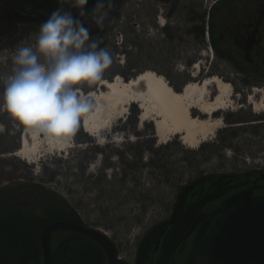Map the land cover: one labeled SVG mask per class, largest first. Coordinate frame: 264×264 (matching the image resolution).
I'll return each mask as SVG.
<instances>
[{
	"label": "rangeland",
	"instance_id": "1",
	"mask_svg": "<svg viewBox=\"0 0 264 264\" xmlns=\"http://www.w3.org/2000/svg\"><path fill=\"white\" fill-rule=\"evenodd\" d=\"M213 16L214 21L209 13H200V24L204 17L206 29L204 37L198 40L196 61L202 64L194 78L192 64L186 68L185 59L172 60L163 51L167 46L160 22H165L163 14L154 20L148 12L137 8L122 9L107 39L106 49L112 54L113 63L102 79L112 80L121 74L129 80L144 70L154 69L182 90L190 81L200 83L209 76H219L233 85V108L219 114L223 127L217 129L215 136L196 149L189 148L179 136L163 144L156 135L154 122L141 126L138 118L131 125L128 117L132 105L138 107L132 104L129 114L118 119L104 138V145L84 131L81 120L72 147L61 151L45 146L40 159L32 163L14 155L21 146L24 128L0 106V193L8 186L42 180L77 209L86 226L100 230L115 243L121 260L134 264L141 237L155 224L170 219L182 184L202 175L264 170V110H257L264 105L263 93L255 96L256 102L262 104L260 108L259 103L255 106L249 100L254 87L264 92V29L256 36L260 37L258 47L250 49L245 32L248 26L242 25L250 12ZM211 20L223 56L207 38ZM12 70V62L0 64V77L10 76ZM99 83L81 90H96ZM2 95L0 84V105ZM232 133H236V138H231ZM84 134L88 142L83 139ZM223 141H230L232 148H223ZM214 204L205 210L212 209Z\"/></svg>",
	"mask_w": 264,
	"mask_h": 264
},
{
	"label": "trees",
	"instance_id": "2",
	"mask_svg": "<svg viewBox=\"0 0 264 264\" xmlns=\"http://www.w3.org/2000/svg\"><path fill=\"white\" fill-rule=\"evenodd\" d=\"M211 46L222 56L214 32V22H208ZM204 17L199 37L205 35ZM140 110L132 105L129 115L131 125L138 122ZM231 122V120H227ZM237 123L232 122L230 124ZM243 126V125H241ZM22 127V126H21ZM153 128V124L150 123ZM231 138H236L232 133ZM83 139L88 142L87 135ZM153 144L156 143L153 137ZM223 148L232 143L223 141ZM257 170L263 173L264 170ZM257 171L251 173H214L198 176L179 187L169 220L155 224L142 237L135 264H149L155 247L161 239L157 264L172 262V253L179 240L188 232L196 216L209 204L249 185ZM250 175L252 177H250ZM42 180L29 185L13 186L0 193V264H41L42 231L50 224L65 221L84 226L85 222L72 204L61 194L43 186ZM25 191L17 201L8 195ZM167 227V228H166ZM165 233L164 238L162 236ZM197 247L189 264H247L264 253V191L259 190L251 198L240 202L221 217L202 224L193 238L184 241ZM194 242V243H193ZM53 264H105L102 248L90 238L77 233H65L56 242ZM164 244V246H163ZM181 244V245H182ZM180 245V247H181ZM158 259V257H157ZM119 264H128L123 260Z\"/></svg>",
	"mask_w": 264,
	"mask_h": 264
},
{
	"label": "clouds",
	"instance_id": "3",
	"mask_svg": "<svg viewBox=\"0 0 264 264\" xmlns=\"http://www.w3.org/2000/svg\"><path fill=\"white\" fill-rule=\"evenodd\" d=\"M79 10L80 18L58 7L40 25L35 43L22 44L12 57V74L0 77L2 106L20 126L45 139L71 142L83 117L95 107L81 95L84 86L101 81L113 63L102 41L90 36L81 17L88 0H58ZM112 0H96L91 12L97 28L103 26Z\"/></svg>",
	"mask_w": 264,
	"mask_h": 264
},
{
	"label": "bare ground",
	"instance_id": "4",
	"mask_svg": "<svg viewBox=\"0 0 264 264\" xmlns=\"http://www.w3.org/2000/svg\"><path fill=\"white\" fill-rule=\"evenodd\" d=\"M160 22L164 24V20ZM201 64L194 66V78L198 77ZM99 84L96 90L87 93L81 90V95L95 102L94 110L82 118V126L88 135L100 139V145L106 143L104 138L115 122L129 114L132 104L140 109L141 126L147 121L155 123L159 142L168 143L179 136L192 149L215 136L217 129L223 127L220 115L233 108V85L217 75L204 78L200 83L190 81L182 90H177L164 75L153 69L144 70L129 80L116 74L112 80L102 79ZM259 92L263 93L264 103L263 89L254 87L249 96L250 103L255 106L259 103L255 100ZM259 104L260 108L262 104ZM257 110L263 112L264 105ZM23 133L21 146L14 155L32 163L40 159L45 146L61 151L73 146V140L58 142L27 130Z\"/></svg>",
	"mask_w": 264,
	"mask_h": 264
},
{
	"label": "flooded vegetation",
	"instance_id": "5",
	"mask_svg": "<svg viewBox=\"0 0 264 264\" xmlns=\"http://www.w3.org/2000/svg\"><path fill=\"white\" fill-rule=\"evenodd\" d=\"M95 5L96 0H88L85 11L89 14L81 17V20L85 23L86 27L90 28V36H93V39L101 40V47L105 48L107 46L108 36L110 37L122 9L137 8L148 12L151 19L154 20L159 19L160 15L163 14V19H165L163 24V36L165 38L163 41L167 45L163 48V51L165 50L164 53H167L172 60L178 57L185 59L186 68L190 64L193 65L194 61L198 59L200 13H209V18L213 17L214 21L213 15L215 13L237 12L243 14L244 12H250L251 16H248L242 24L248 26L245 32L247 39H250L248 45L250 49L258 47L260 37L256 36L261 29H264V0H112V4L107 8V17L104 20L103 26L100 28L96 27L92 19L93 14L91 12L95 8ZM58 7H64L70 10L74 17L80 18L79 10L71 7L68 2H65L63 5L59 3L57 6L54 4V6L45 8L40 6H30L27 8L22 1L0 0V21H2L0 24V52L2 54L0 64L7 65L11 63L15 49L18 46L31 44L32 41L34 45L35 35L39 31L41 23ZM250 30L251 34H249ZM133 71L137 72L138 69H133ZM187 71L189 70L187 69ZM163 73L165 72L163 71ZM260 175L262 174L257 172L256 177H252L251 175L250 177L255 179ZM29 184L26 181L18 185L23 186ZM43 186L53 190L46 183H43ZM12 187L8 186L3 188V191ZM27 192H13L7 197H11L17 201L19 196H23ZM17 202L19 206H25L23 200ZM164 235L165 233H163V238ZM185 243L181 247L179 246L176 251V248L174 249L172 253L173 260L169 264H178L179 261L181 262L180 264H189L191 256L193 255L192 253L200 246L196 241V245L192 247L188 245V241ZM158 252L159 250L153 252L152 262L149 264H157V260L162 258V251L159 255Z\"/></svg>",
	"mask_w": 264,
	"mask_h": 264
},
{
	"label": "water",
	"instance_id": "6",
	"mask_svg": "<svg viewBox=\"0 0 264 264\" xmlns=\"http://www.w3.org/2000/svg\"><path fill=\"white\" fill-rule=\"evenodd\" d=\"M28 8L30 6L49 7L59 5L58 0H18ZM2 21H0V24ZM154 70V69H153ZM156 71V70H155ZM264 189V174L253 179L245 187L214 202L215 206L210 210L201 211L194 219L188 232L179 240L175 251L186 240L193 238L198 228L207 221L217 219L226 214L232 207L243 202L256 194L257 191ZM65 233L82 234L96 242L104 251L105 264H119L118 250L115 243L103 232L98 229L72 224L65 221H57L48 225L39 238L41 244V264H53L57 240ZM164 233V232H163ZM163 236V234H162ZM161 239H159L155 250H159ZM247 264H264V253Z\"/></svg>",
	"mask_w": 264,
	"mask_h": 264
}]
</instances>
